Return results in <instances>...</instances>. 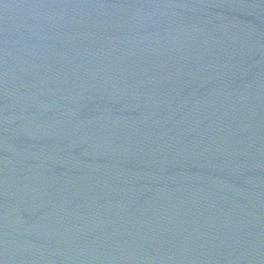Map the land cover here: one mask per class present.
Listing matches in <instances>:
<instances>
[{"label": "water", "instance_id": "obj_1", "mask_svg": "<svg viewBox=\"0 0 264 264\" xmlns=\"http://www.w3.org/2000/svg\"><path fill=\"white\" fill-rule=\"evenodd\" d=\"M0 264H264V0H0Z\"/></svg>", "mask_w": 264, "mask_h": 264}]
</instances>
